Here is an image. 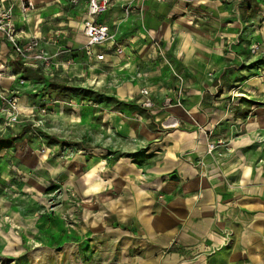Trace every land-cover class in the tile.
<instances>
[{"label":"crops","instance_id":"crops-1","mask_svg":"<svg viewBox=\"0 0 264 264\" xmlns=\"http://www.w3.org/2000/svg\"><path fill=\"white\" fill-rule=\"evenodd\" d=\"M55 1L34 0L36 8L27 13L28 17L18 14L15 20L19 24L32 22L29 32L41 34L34 23L57 16L52 15L58 11L57 7L49 9ZM218 5L221 15L217 12ZM235 6L248 7V11L251 7L253 13L240 18L238 9L234 12ZM209 7L217 13H212L211 20L215 27L219 26V31L201 32L189 27L192 31L181 36L178 53L175 52L178 69L192 74L193 88L189 93H198V87L204 91L201 89L196 98L189 96L185 106L174 103L164 108L160 118L165 128L154 133L143 127L141 134L148 131L155 142V155L150 162L128 158L108 162L105 179L98 180L102 188H96L95 177L101 178V166L98 172L93 170L99 163L95 162L97 159L84 162L88 168L83 172V184L95 183L90 186L91 190L83 188L78 192L82 202L77 206L81 220L77 232L69 235L61 226L56 239L59 242L47 244L41 260L31 256L28 262L264 264V78H260L264 72V61H260L264 59V0H210ZM43 10L48 12L44 13L46 16L37 14ZM181 11L179 21H191V15ZM109 12L107 9L96 19L110 29L116 16ZM86 13L87 4L76 20H62L67 25L64 33L73 32L75 42L83 39V55L87 38L82 26L87 20ZM228 17L232 21H226ZM242 25H247L245 40L249 41L241 45H232L225 33L227 30H220H235ZM44 27L47 29L44 36L51 40V25L45 23ZM136 39L118 41L123 46L119 55L108 50L110 43L95 46V53L104 52V61H96L94 56L84 57L92 64V71L101 72L96 75L101 78L107 70L105 66L114 69L113 65L120 61L132 63ZM44 48L47 49L46 44ZM251 72L253 75L240 81L245 99L237 102L235 98L238 105L235 115L229 110L233 105L230 102L234 103L235 99H224L229 95L225 91L236 86L232 80L237 74ZM255 72L258 73L254 75ZM217 86L223 88L224 94H221L222 100L216 101L212 93ZM170 117L176 124L166 127L164 121ZM209 142L217 145L210 154L207 153ZM138 176L140 181L136 180ZM49 221L45 217V225ZM17 224L26 232L38 230V219L20 218ZM50 235H53L52 229Z\"/></svg>","mask_w":264,"mask_h":264},{"label":"rangeland","instance_id":"rangeland-1","mask_svg":"<svg viewBox=\"0 0 264 264\" xmlns=\"http://www.w3.org/2000/svg\"><path fill=\"white\" fill-rule=\"evenodd\" d=\"M22 1L0 0V5L12 8L23 50L22 54L16 53L0 37V91L4 96L0 98V264H32L28 262L31 256L41 260L45 246L59 242L56 239L61 226L69 235L77 232L81 224L77 206L82 202L78 192L83 188L91 190L95 183L83 184V172L88 168L84 162L97 159L95 162L99 163L93 170L98 172L101 166V178L95 177L96 188H102L100 181L108 173V162L123 158L152 160L155 142L149 132L165 128L160 118L162 110L174 103L185 106L184 101L189 96L198 97L202 89L189 93L193 88L192 74L178 69L176 53L181 36H187L190 28L219 31L211 20L214 12L209 7L210 0H109V14L116 16L110 24L113 41L125 43L137 37V49L131 64L120 61L113 65L114 69L105 66L103 77L98 78L96 75L101 72L92 71V64L83 55V39L75 42L73 32H63L67 25L62 20H76L87 0H56L49 9L57 7L58 11L52 12L57 16L34 23L41 34L29 32L32 22L19 24L15 20L18 14L28 17L21 11ZM247 8L235 6L234 12L238 9L237 16L243 18L253 13L251 7V11ZM181 10L191 15V21H179ZM45 11L37 14L48 13ZM217 12L222 14L219 5ZM231 17L226 21H232ZM45 23L53 30L51 40L43 34L47 31L43 29ZM220 30H227L232 45L249 41L245 40L247 25ZM37 52H42L44 61L35 58ZM260 61L263 63L264 59ZM252 73L237 74L232 80L236 86L225 91L229 95L224 99H245L240 81ZM260 78H264V72ZM222 91L220 86L214 88V100L222 98ZM148 101L152 106L144 107ZM235 101L230 102L233 105L229 110L236 115ZM11 104L16 110L15 121L8 112ZM143 127L149 132L141 134ZM218 141L224 143L223 139ZM213 143L214 150L217 145ZM140 179L141 176L136 177L137 181ZM45 217L51 220L47 225ZM20 218L38 219V230L26 232L17 224Z\"/></svg>","mask_w":264,"mask_h":264},{"label":"built area","instance_id":"built-area-1","mask_svg":"<svg viewBox=\"0 0 264 264\" xmlns=\"http://www.w3.org/2000/svg\"><path fill=\"white\" fill-rule=\"evenodd\" d=\"M109 0H87V20L83 23L82 32L86 36L87 41L84 45V54L88 57H95L96 61H104V52L95 53V46L106 45L110 43L112 46L109 51L117 55L123 52V46L113 41V36L111 35L109 27L97 21L98 15L105 12L108 9ZM21 11L26 14L34 9L32 0H24L21 3ZM11 7H5V5H0V37L6 41V43L13 48L16 53H23L22 48L19 46V29L15 26L13 22V16L11 12ZM256 46L254 47V49ZM253 49V50H254ZM35 58L42 59L44 61V56L42 52H37ZM3 93L0 91V98ZM15 100V99H13ZM11 101V100H10ZM152 102H144V107H151ZM8 112L13 116V121L17 118L15 115L16 110L14 104H11ZM215 144L209 142L207 144V151L211 152Z\"/></svg>","mask_w":264,"mask_h":264},{"label":"bare ground","instance_id":"bare-ground-1","mask_svg":"<svg viewBox=\"0 0 264 264\" xmlns=\"http://www.w3.org/2000/svg\"><path fill=\"white\" fill-rule=\"evenodd\" d=\"M60 114V113H59ZM176 124V120H174L173 118H168L166 121H164V125L166 126V127H168V126H173V125H175Z\"/></svg>","mask_w":264,"mask_h":264}]
</instances>
